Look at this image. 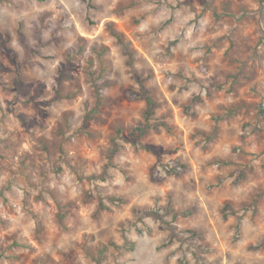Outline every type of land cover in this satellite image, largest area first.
I'll return each mask as SVG.
<instances>
[{
	"label": "rangeland",
	"instance_id": "rangeland-1",
	"mask_svg": "<svg viewBox=\"0 0 264 264\" xmlns=\"http://www.w3.org/2000/svg\"><path fill=\"white\" fill-rule=\"evenodd\" d=\"M0 264H264V0H0Z\"/></svg>",
	"mask_w": 264,
	"mask_h": 264
},
{
	"label": "trees",
	"instance_id": "trees-1",
	"mask_svg": "<svg viewBox=\"0 0 264 264\" xmlns=\"http://www.w3.org/2000/svg\"><path fill=\"white\" fill-rule=\"evenodd\" d=\"M120 42L123 44L124 48L127 49L128 47L126 46L125 41L122 39L121 35H117ZM138 83L140 84L142 90L138 93L133 92L130 97L135 100H144L147 103V110L145 112V122L142 123L140 121H138V123L135 126H132L130 131L128 132L127 135V139H134V140H138V139H142L144 138L150 129V121H151V117L153 115L154 109L157 107L156 102L153 100V98H151V93L149 88L147 87V85L144 84L145 79L141 78L140 76L137 78ZM95 113H97V108H95ZM99 111V110H98ZM117 134H122L123 130L121 129V127L116 128ZM146 150L150 151V152H154L157 155V148L153 147V146H149V145H144L143 146ZM161 164V162H158V164ZM156 164L151 168V179L153 180V182H161L164 180V178H162L160 176V172H159V165ZM165 164V163H164ZM163 164V165H164ZM159 166V167H158ZM166 166V167H165ZM189 164L180 160V159H176L174 161H172L169 164L164 165L165 167V171H166V175H174V176H182L185 175L186 172L189 169Z\"/></svg>",
	"mask_w": 264,
	"mask_h": 264
}]
</instances>
